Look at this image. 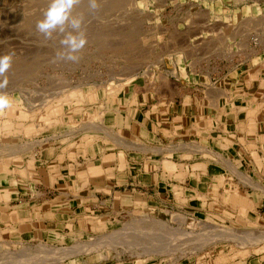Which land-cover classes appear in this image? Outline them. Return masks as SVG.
<instances>
[{
	"label": "crops",
	"instance_id": "obj_1",
	"mask_svg": "<svg viewBox=\"0 0 264 264\" xmlns=\"http://www.w3.org/2000/svg\"><path fill=\"white\" fill-rule=\"evenodd\" d=\"M172 69L168 84H129L106 118L114 134L58 127L33 151V144H0V240L62 241L147 205L199 220L264 222V193L255 185L264 183V58ZM242 171L263 177L247 185ZM222 183L254 208L225 202ZM82 258L71 259L140 264ZM229 264H264V252Z\"/></svg>",
	"mask_w": 264,
	"mask_h": 264
},
{
	"label": "rangeland",
	"instance_id": "obj_2",
	"mask_svg": "<svg viewBox=\"0 0 264 264\" xmlns=\"http://www.w3.org/2000/svg\"><path fill=\"white\" fill-rule=\"evenodd\" d=\"M48 4L49 0H0V54L13 53L12 67L6 74L8 84L3 90L0 89V94L10 98V107L0 110V144L6 143V146L15 143L30 147L33 144V151L37 145H41L42 138L55 137L59 132L56 130L58 127L71 132L80 127L76 132L80 131L81 135L89 131L110 133L112 126L106 118L118 102L116 100L128 90L129 84L135 82L139 84V89H151L148 84L160 79L168 84L169 76L175 75L169 74V71H176L172 69L174 63L180 68L194 63V66L204 71V68L216 69L232 61L242 62L254 55L264 58V0H98L95 10L90 8L88 0H80L73 14L83 17L82 28L87 43L79 53L78 62L57 57L62 34L45 39L36 31V21L42 17ZM151 75L155 76L152 78ZM47 105H50L48 119L43 114ZM52 118L57 122L51 124ZM75 119L80 122L77 123ZM32 125L42 127L33 137L29 132ZM240 176L246 179L247 185L253 183L252 179L263 177L254 171H242ZM221 185L226 187L229 194L224 196L225 202L234 200L254 208V203L245 199L236 187ZM255 185L264 193V183ZM148 216L156 223L159 219V224L167 227L163 229L160 241L154 235V231H157L154 228L151 234H142L143 237L147 236L143 239L141 234L130 235L128 240L137 245L125 241L123 245L122 242L116 243L117 247L114 243L110 244L113 249L106 247L103 240L126 226V222L130 224V221L132 223L144 217L150 220ZM194 217L197 216L174 214L168 207L147 205L132 208L128 213L115 215L111 219L108 217V222L101 221L102 224L92 230L62 241L0 240V264L6 263L5 259L13 263L16 255H23L27 250L37 251L43 244L56 249L99 242L92 250L77 251V254L71 255H81L82 259L90 255L91 260L98 263L133 259L139 260L140 264H229L237 258L264 252L259 246V243L264 246V238L257 241L258 246L251 249L250 253L242 256L237 255L244 249L241 240L217 234L212 237L215 226L216 230L234 229L255 235L257 232L263 234L264 222L248 223L241 218L240 221L221 223ZM176 228L187 234L195 233V236L192 238L186 234V237L178 238L172 234V229ZM205 234H208L207 237ZM208 236L212 239H208ZM138 242L143 244L144 249L148 246L153 249H148L146 253ZM159 244H165L163 250L156 247ZM222 254L234 258L227 260L228 263L217 262ZM71 256L56 258V261L55 258H47L41 264H75L77 261ZM69 258L71 263L65 262ZM6 264H10V261ZM35 264L40 263L35 261Z\"/></svg>",
	"mask_w": 264,
	"mask_h": 264
},
{
	"label": "bare ground",
	"instance_id": "obj_3",
	"mask_svg": "<svg viewBox=\"0 0 264 264\" xmlns=\"http://www.w3.org/2000/svg\"><path fill=\"white\" fill-rule=\"evenodd\" d=\"M86 9V8H85ZM84 10V9H83ZM82 12V11H81ZM76 13V12H75ZM215 29V28H214ZM244 38V37H243ZM264 38V37H263ZM246 40V39H245ZM256 41H257V39H255ZM262 40V39H261ZM264 41V40H263ZM120 42V41H119ZM122 42V41H121ZM262 42V41H261ZM107 44V43H106ZM259 44V43H258ZM209 45V44H208ZM211 45H212V43H211ZM260 45V44H259ZM174 46V45H173ZM210 46V45H209ZM134 49V48H133ZM184 50H185V48H183ZM99 51V50H98ZM250 51V50H249ZM252 51V50H251ZM123 53V52H122ZM174 53V52H173ZM220 53H222V52H220ZM253 54V53H252ZM119 55V54H118ZM188 55V54H187ZM222 55V54H221ZM225 56V55H224ZM232 57V56H231ZM173 59V58H172ZM156 60V59H155ZM194 60H196V59H194ZM150 63V62H149ZM161 64V63H160ZM164 64V63H163ZM168 64V63H167ZM194 64V63H193ZM168 65H170V63L168 64ZM167 65V66H168ZM173 65H175V63L173 64ZM165 67V66H164ZM234 67V66H233ZM152 68V67H151ZM163 68V67H162ZM129 69V68H128ZM29 70V69H28ZM127 70V69H126ZM168 70V69H167ZM34 71V70H33ZM125 71V70H124ZM169 71V70H168ZM29 73V72H28ZM27 73V74H28ZM109 73V72H108ZM148 73V72H147ZM170 73H174L175 75H176V71H174V70H172L171 72L169 71V74ZM130 74V73H129ZM132 74V73H131ZM130 74V75H131ZM161 74V73H160ZM148 75H150V74H148ZM163 76H164V74H162ZM167 75V74H166ZM125 76V75H124ZM152 76V78L155 76H153V75H151ZM177 76V75H176ZM165 77V76H164ZM61 88V87H60ZM218 89V88H217ZM3 90V89H2ZM50 90V89H49ZM62 90H64V89H62ZM20 91V90H19ZM57 91H58V89H57ZM218 91V90H217ZM4 92V91H3ZM59 92V91H58ZM215 92V91H214ZM23 93V92H22ZM49 93V92H48ZM53 93V92H52ZM57 93V92H56ZM62 93V92H61ZM28 94V93H27ZM53 95V94H52ZM58 95V94H57ZM31 96V95H30ZM33 96H35V95H33ZM56 95H54V97H55ZM29 97H27V99H28ZM47 98V97H46ZM46 98H45V100H46ZM49 98V97H48ZM42 99V98H41ZM49 101H51L50 99H48ZM29 101V100H28ZM38 103H40V102H38ZM36 105V104H35ZM44 105V104H43ZM217 105V104H216ZM45 106V105H44ZM19 107V106H18ZM32 110V109H31ZM49 113H50V105H47L46 107H45V109H44V117L45 118H49ZM92 117V116H91ZM44 118V119H45ZM52 119H54V120H52L50 123L51 124H53V123H56L57 121H56V119L55 118H52ZM63 119V118H62ZM89 119H90V117H89ZM43 120V119H42ZM74 121V120H73ZM75 121H76V119H75ZM68 122V121H67ZM70 122V121H69ZM77 122V121H76ZM78 122H80L79 120H78ZM77 122V123H78ZM83 122V121H82ZM1 123V122H0ZM76 123V124H77ZM87 123V122H86ZM99 123V122H98ZM38 124V123H37ZM36 124V125H37ZM67 124V123H66ZM75 124V123H74ZM35 125V126H36ZM48 126V125H47ZM83 126H85V125H83ZM97 126H99L98 124H97ZM37 127V126H36ZM36 127H33V125H32V127H30V135L33 137V135L34 134H36V133H38L39 132V130H42V127L41 128H36ZM65 127V126H64ZM70 127V126H69ZM49 128V127H48ZM94 128H96V127H94ZM102 128V127H101ZM109 128V127H108ZM0 129H1V127H0ZM77 129H81L80 127H77ZM76 129V130H77ZM43 130H44V128H43ZM106 130H107V128H106ZM109 130V129H108ZM28 131V130H27ZM62 131V130H61ZM60 131V132H61ZM8 133L10 132V131H7ZM64 132V131H63ZM63 132H62V134H63ZM75 132V131H74ZM106 132V131H105ZM24 133H25V131H24ZM65 133V132H64ZM73 133V132H72ZM76 133H78V132H76ZM111 133H113V132H111L110 131V134ZM27 134V133H26ZM109 134V133H108ZM109 134V135H110ZM114 134V133H113ZM9 135V134H8ZM29 135V136H30ZM60 135V134H59ZM64 135H68V134H64ZM57 137H58V135H56ZM6 138V137H5ZM8 139V138H7ZM45 139V138H44ZM38 140V139H37ZM36 141V140H35ZM41 141V140H40ZM39 141V142H40ZM46 141V140H45ZM38 143V142H37ZM2 144V143H1ZM35 144V143H34ZM5 145H6V143H5ZM5 145H3V146H5ZM8 145V144H7ZM22 144H20V146H21ZM25 145V144H24ZM27 145V144H26ZM19 146V147H20ZM18 147V146H17ZM31 147V146H30ZM10 148H13V147H10ZM15 148H16V146H15ZM28 148H29V146H28ZM9 148L7 147V150H8ZM3 150H5V149H3ZM20 150V149H19ZM1 151V150H0ZM13 151V150H12ZM14 151H15V149H14ZM13 151V152H14ZM17 151V150H16ZM12 152V153H13ZM21 152V151H20ZM8 153V152H7ZM18 153V152H17ZM251 181V180H250ZM149 217V216H148ZM146 217H144L143 219H141V221H139L140 219L139 218H137V219H139V220H136V221H134V222H132L131 223V221H130V224H129V222H126L127 224H126V226H123L122 228L120 227L119 229H118V231L117 232H115L114 234H110V237L109 238H107L106 240H103L104 241V243H106L105 245H106V247L107 246H109V248H111L110 246V244H113L114 243V245H116V243H121L122 242V245L123 244H126V242L127 243H129V241L130 240H128L129 238H130V235H132V234H134V236H137V235H140L141 234V236H142V239L146 236V235H144V237H143V235L142 234H146V233H149V234H151V230L153 229L154 230V228H156L157 229V231H154L155 233H154V235H155V237H156V239H158L159 241L162 239L161 238V236H162V232H163V229H166L167 227L166 226H162V225H160L159 224V219H158V221H157V223L156 222H154L153 220H151L150 219V217H149V219L150 220H148L147 218L145 219ZM152 219H153V217H151ZM145 219V220H144ZM156 220V219H155ZM153 221V222H152ZM159 224V225H158ZM215 226V225H214ZM172 227V226H171ZM211 228L212 227H210V231H211ZM215 228H216V226H215ZM213 229L214 230V232L215 233H212V234H210V235H212V237L213 236H215V234H217V235H219V236H222V237H230V238H233V240L235 239H238V241L239 240H241L242 242H243V244H244V249H241L240 251H239V253H237V255L238 254H241L242 256H245V255H247L248 253H250V251H251V249L253 250L254 249V247L255 246H258V242L257 241H260L261 239L263 240V238H264V233H263V231H262V233L263 234H261V233H259L258 234V232H257V234L255 235V233L254 234H251V233H244V232H238V231H235L234 229L233 230H229V229H227V230H224V231H222V230H216V229ZM223 228V227H222ZM159 229V230H158ZM224 229V228H223ZM209 230V229H208ZM212 230V231H213ZM205 231H207V230H205ZM218 231V232H217ZM165 233V232H164ZM207 233H208V231H207ZM210 233V232H209ZM172 234L174 235V236H176V237H178V238H180V237H186V232L185 231H183V230H179L178 228H176V229H172ZM195 234V233H194ZM193 233L192 234H187V235H189L190 237H192V238H194V235ZM203 234V233H202ZM148 235V234H147ZM165 235V234H164ZM167 235V234H166ZM206 235V234H205ZM208 235V234H207ZM207 235H206V237H207ZM209 235V236H210ZM109 236V235H108ZM133 236V235H132ZM152 236V235H151ZM170 236V235H169ZM180 236V237H179ZM197 236V235H196ZM209 236H208V239H212V238H209ZM219 236H218V238H219ZM139 237V236H138ZM147 237V236H146ZM149 237V236H148ZM155 237H154V239H155ZM201 237V236H200ZM215 238V237H214ZM133 239H135V240H138V239H136L135 237L133 238ZM149 239H151V238H149ZM153 239V238H152ZM163 239H164V237H163ZM189 239V238H188ZM201 239V238H200ZM220 239H221V237H220ZM260 239V240H259ZM140 240V239H139ZM138 240V241H139ZM172 240H174V239H172ZM176 240V239H175ZM178 240V239H177ZM181 240V239H180ZM97 241V240H96ZM126 241V242H125ZM183 241V240H182ZM123 242H125V243H123ZM131 242V241H130ZM142 242V241H141ZM141 242H138V243H141ZM167 242H169V241H167ZM264 242V241H263ZM133 243V241L131 242V244ZM143 243V242H142ZM141 243V244H142ZM152 243V242H151ZM151 243H149V245L151 244ZM157 243V242H156ZM159 243V242H158ZM161 243V242H160ZM201 243V242H200ZM199 243V244H200ZM109 244V245H108ZM134 244L135 245H137L136 244V242L135 243H133V246H134ZM153 244H154V242H153ZM153 244H151V245H153ZM171 244V243H170ZM207 244H209V243H207ZM264 244V243H263ZM99 245V242H90V243H82V244H78V245H76V246H73V247H71L70 248V246L69 247H63V248H56V249H53V248H49V247H47V245H41L40 246V248L39 249H37V251H29V250H27L26 252H20V253H22L23 255H16V254H14V255H16L13 259V263H11L12 261L11 260H9V259H5V261H6V263L7 262H9L10 261V264H35V261H39V263L41 264L42 263V261L43 260H45V259H51V258H55V261H56V258H59V259H63V258H67V257H69V256H71L73 253H76L77 254V251H82V250H86V251H88V250H92L93 248H95L96 246H98ZM144 245H146V242L144 243ZM160 245V244H159ZM113 246V245H112ZM118 245H116V247H117ZM132 245H130V247H131ZM139 246H140V244H139ZM139 246H138V248H139ZM142 246V249H144L143 248V244L141 245ZM164 246H165V244H162V245H160V246H156L159 250H163V248H164ZM200 246V245H199ZM259 246H261V249H264V246H262L260 243H259ZM9 247V246H8ZM103 247H105V246H103ZM145 248L147 247V246H144ZM156 247H155V249H156ZM161 247V248H160ZM197 248H198V246H196ZM136 248V247H135ZM186 248V247H185ZM16 249V248H15ZM111 249H113V248H111ZM148 249H153V247L152 246H148V248H146V249H144V251L146 250V253H147V250ZM157 249V250H158ZM202 249V248H201ZM9 250V249H8ZM11 250V249H10ZM14 250V249H13ZM25 250V249H24ZM21 251H22V249H21ZM132 251H134L135 253H136V251L135 250H132ZM192 251V250H191ZM11 252H12V250H11ZM14 252V251H13ZM19 252V251H18ZM167 252V251H166ZM165 252V253H166ZM89 253V252H88ZM139 253V252H138ZM145 253V252H144ZM149 253V252H148ZM160 253H164V252H160ZM132 254V253H131ZM176 254V253H175ZM11 256L13 255V254H10ZM111 256V255H110ZM72 257V256H71ZM234 257H231V258H228L227 257V255L225 256L224 254H222L220 257H218L217 259H218V261L217 262H227V260H231V259H233ZM48 261H50V260H48ZM46 262V261H45ZM4 263V262H3ZM2 263V264H3ZM6 263H4V264H6ZM228 263V262H227Z\"/></svg>",
	"mask_w": 264,
	"mask_h": 264
},
{
	"label": "clouds",
	"instance_id": "obj_4",
	"mask_svg": "<svg viewBox=\"0 0 264 264\" xmlns=\"http://www.w3.org/2000/svg\"><path fill=\"white\" fill-rule=\"evenodd\" d=\"M80 0H49L42 17L36 21V31L45 39H53L56 34H62L59 41L61 48L57 52L59 59L78 62L79 53L85 47L87 38L82 25L83 17L73 14ZM91 9L98 7V0H88ZM13 63V53L0 54V89L8 84L6 74ZM10 107V98L0 94V110Z\"/></svg>",
	"mask_w": 264,
	"mask_h": 264
}]
</instances>
